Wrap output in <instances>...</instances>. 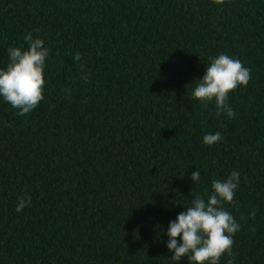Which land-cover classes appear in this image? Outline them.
Here are the masks:
<instances>
[{
    "label": "trees",
    "instance_id": "1",
    "mask_svg": "<svg viewBox=\"0 0 264 264\" xmlns=\"http://www.w3.org/2000/svg\"><path fill=\"white\" fill-rule=\"evenodd\" d=\"M26 33L50 52L34 110L0 96V264H189L168 226L232 171L220 264H264V0H0V68ZM221 53L251 70L233 118L192 96Z\"/></svg>",
    "mask_w": 264,
    "mask_h": 264
},
{
    "label": "clouds",
    "instance_id": "2",
    "mask_svg": "<svg viewBox=\"0 0 264 264\" xmlns=\"http://www.w3.org/2000/svg\"><path fill=\"white\" fill-rule=\"evenodd\" d=\"M217 5H223L225 0H214ZM39 32V29L36 30ZM24 39L28 48L9 47L10 62L6 68H0V96L18 114L24 116L34 110L44 98L46 59L50 49L45 47V41L34 38L32 33H26ZM74 60L79 62L81 54L77 52ZM192 96L205 107L215 101L216 114L226 113L229 118L235 112L228 103L231 92L239 86H247L251 80V70L236 58L221 53L209 57L205 75L198 79ZM219 132L208 133L203 137V143L214 145L220 142ZM191 179L198 183L201 172L197 169L191 174ZM240 173L232 171L225 179L212 180V193H205L207 199L197 195L186 207L187 211L178 214L170 222L167 229V248L174 253L171 259L182 261L187 257L189 264H220L225 254L233 257L234 236L241 230V225L234 216L225 209L224 205L235 206V193L239 188ZM30 198H19L16 211L22 212ZM255 217V211L251 213ZM255 231V228L252 229ZM178 238L182 242L178 241ZM228 264H232L229 260Z\"/></svg>",
    "mask_w": 264,
    "mask_h": 264
}]
</instances>
